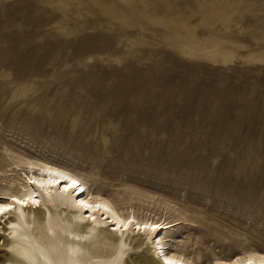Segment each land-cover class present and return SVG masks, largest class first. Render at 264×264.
<instances>
[{
    "label": "rangeland",
    "instance_id": "obj_1",
    "mask_svg": "<svg viewBox=\"0 0 264 264\" xmlns=\"http://www.w3.org/2000/svg\"><path fill=\"white\" fill-rule=\"evenodd\" d=\"M15 155L199 261L264 250V0H0V174Z\"/></svg>",
    "mask_w": 264,
    "mask_h": 264
},
{
    "label": "bare ground",
    "instance_id": "obj_2",
    "mask_svg": "<svg viewBox=\"0 0 264 264\" xmlns=\"http://www.w3.org/2000/svg\"><path fill=\"white\" fill-rule=\"evenodd\" d=\"M15 156L14 167L0 174V203L12 205L0 215L3 264H165L166 259L176 264H264L260 249L199 261V252L194 258L171 244L174 222L119 208L86 188L82 176L66 167ZM56 172L69 180H60ZM50 180L60 183L49 184ZM71 181L77 186L65 193ZM129 220L132 223L124 227Z\"/></svg>",
    "mask_w": 264,
    "mask_h": 264
},
{
    "label": "snow or ice",
    "instance_id": "obj_3",
    "mask_svg": "<svg viewBox=\"0 0 264 264\" xmlns=\"http://www.w3.org/2000/svg\"><path fill=\"white\" fill-rule=\"evenodd\" d=\"M50 175H53L52 172H49ZM56 176H59L60 177V180H69L68 177L66 176H63L61 175L59 172H56L55 173ZM60 180H50L48 181L49 184H58L60 183ZM32 183H35V181H32ZM76 182L75 181H71L69 182L63 189V191L65 193H70L71 190H74L76 188ZM82 191V190H81ZM13 201L17 204H24L25 201H20V200H17L16 198H12ZM81 204H84L83 201H81ZM85 207H88V205H84ZM97 207H99V205H97ZM12 210V205L11 204H4V203H0V215H4L5 213L9 212ZM132 223L131 220L128 221V224L124 225V227H127L128 225H130ZM156 229V226H153V230L155 231ZM165 264H176L175 261H170V260H167L165 261Z\"/></svg>",
    "mask_w": 264,
    "mask_h": 264
}]
</instances>
